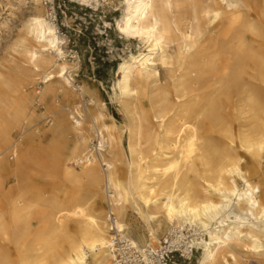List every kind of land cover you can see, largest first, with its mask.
I'll return each mask as SVG.
<instances>
[{
	"label": "bare ground",
	"instance_id": "bare-ground-1",
	"mask_svg": "<svg viewBox=\"0 0 264 264\" xmlns=\"http://www.w3.org/2000/svg\"><path fill=\"white\" fill-rule=\"evenodd\" d=\"M41 3L16 0L32 9L18 31L27 68L0 72V264H111L114 233L143 249L174 227L196 236V264H264V11L119 0L118 33L145 50L117 66L118 122L95 88L74 87L77 56ZM34 102L67 112L45 142L25 134Z\"/></svg>",
	"mask_w": 264,
	"mask_h": 264
},
{
	"label": "rangeland",
	"instance_id": "rangeland-1",
	"mask_svg": "<svg viewBox=\"0 0 264 264\" xmlns=\"http://www.w3.org/2000/svg\"><path fill=\"white\" fill-rule=\"evenodd\" d=\"M250 1L258 13L254 16L257 19L264 11V0ZM118 2L119 0H100V6L96 10L93 6L82 4L79 0H66L58 10V25L60 34L67 40L66 50L77 56L75 63L78 62L79 69L76 75H73L74 87L87 84L95 88L99 100L105 104L106 114L121 122L123 121L121 113L109 100L114 81L118 77L117 66L122 60H129L131 55L137 56L145 48L135 40L125 41L118 33L117 21L121 16ZM31 11L30 5L17 10L16 0H0V72L5 77H18V72L27 68L25 59L19 54L17 43L22 18L28 16ZM261 17L264 23V16ZM4 23H8V29L4 28ZM34 90V87L27 88L25 94L34 95ZM29 110L35 118L28 124L30 130L25 134L39 129L40 138L37 141L44 142L48 140L50 129L48 121L67 113L58 106L51 117L41 115L45 111V106H38L36 102L29 107ZM124 143L126 144V139ZM41 185L48 187L45 182ZM106 210L105 202L97 199L95 211L105 214ZM131 221L138 227L143 225L137 216H132ZM198 256L197 251L190 260H179L177 264H196ZM246 264H258V259L249 256Z\"/></svg>",
	"mask_w": 264,
	"mask_h": 264
},
{
	"label": "built area",
	"instance_id": "built-area-1",
	"mask_svg": "<svg viewBox=\"0 0 264 264\" xmlns=\"http://www.w3.org/2000/svg\"><path fill=\"white\" fill-rule=\"evenodd\" d=\"M66 0H42L47 14L58 25V10ZM60 31V27L58 25ZM97 142L93 140L91 147L96 151ZM115 221L109 216V223ZM110 243L111 264H177L179 260H190L197 252L196 236L189 227L172 228L156 247L139 249L119 233H114Z\"/></svg>",
	"mask_w": 264,
	"mask_h": 264
}]
</instances>
